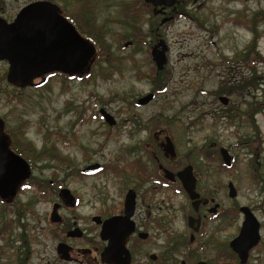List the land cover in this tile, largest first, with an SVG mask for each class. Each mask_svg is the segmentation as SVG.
<instances>
[{
	"label": "rangeland",
	"instance_id": "obj_1",
	"mask_svg": "<svg viewBox=\"0 0 264 264\" xmlns=\"http://www.w3.org/2000/svg\"><path fill=\"white\" fill-rule=\"evenodd\" d=\"M53 2L70 12L79 8V0ZM95 6L97 25L109 44H96V57L83 80L67 82L63 76L55 75L40 88H26L14 95L0 94V117L5 119L7 130L21 138V148L33 149L25 152L31 165L28 178L21 182L15 196L5 202V207L0 204V226L5 227V239L0 242L4 246L0 264H53L50 262L54 242L49 239L47 228L50 200L59 201L58 188L64 186L82 196L77 209L61 210V213L69 221L89 224L88 215L105 214L135 181V175L126 170L128 159L134 156L133 152L140 153L134 147L143 140L150 144L148 149L152 148L154 132H160V137L163 134L171 137L182 162L191 157L199 183L213 186L223 206L232 203L227 198L228 180L240 190L239 202L260 200V192L248 191L253 184L248 174L252 167L244 154L249 151L238 143L242 134H251V129L230 126L232 122L211 112V105L218 110L222 106L214 91L229 79L226 74L230 65L220 57L231 58L247 47L252 38L257 44L251 47L258 50L254 55L261 61L256 70L263 78L257 94L262 114L260 137L255 143L257 147L260 145L261 177L254 179L255 183L261 180L264 196V0H197L195 3L177 0L174 8L168 10L174 16L170 21L153 14L149 5L142 7V0H98ZM246 24L254 32L243 28ZM125 40L131 41L127 47L122 44ZM160 41L168 48L166 62L157 69L150 52L154 45L161 49ZM250 53L245 56L249 57ZM247 67L241 70L246 72V78L254 70ZM151 92L157 93L154 100L146 106H136V100ZM95 102L113 115L112 127L105 126L98 117L90 120L97 112ZM78 106L88 115L87 122L77 133L78 145L63 148L66 134L73 127L77 130L72 124V109ZM218 147L236 156L229 172L221 169ZM83 155L90 159L85 161ZM120 155L127 156L126 166L121 165ZM93 161L105 165L104 173L81 179L73 172L85 162ZM113 168L120 177L112 173ZM47 190L52 192L51 197ZM155 197H151L150 207L140 208V216L150 212L149 219H153L167 211L158 210L153 204ZM181 200V197L174 199ZM184 202L175 221V227L180 230ZM89 230L91 235L80 243L82 247L97 244L94 225Z\"/></svg>",
	"mask_w": 264,
	"mask_h": 264
},
{
	"label": "flooded vegetation",
	"instance_id": "obj_2",
	"mask_svg": "<svg viewBox=\"0 0 264 264\" xmlns=\"http://www.w3.org/2000/svg\"><path fill=\"white\" fill-rule=\"evenodd\" d=\"M97 1L79 0L78 10L70 12L54 3L53 0H0V94L5 95L6 92H12L11 94L14 95L26 88H40L55 75L63 76L67 82L83 80L85 75L88 74L85 73L87 69L76 74L57 71L49 72L33 78L29 85H16L8 80L9 63L6 58H3V55L12 53L10 44H18L16 41H11L12 36L9 35L10 26L15 23L18 15L25 7L37 2H48L56 5L59 14L71 23L89 44H93L95 49L96 44H109L102 37V32L97 25L95 9ZM176 1L172 5H167L166 2L153 4L142 0V7L145 8L149 5L152 7L153 14L163 16V21L166 19L170 21L174 16L168 10L170 9L171 11V8H174ZM193 2L195 3L197 0H193ZM172 10L174 12V9ZM165 14H168V16H165ZM238 25H241V23H238ZM243 28L254 32L250 25L249 27L243 25ZM210 31L212 30L210 29ZM126 43L131 44V41L125 40L122 42V44ZM247 44H249L247 47L231 58L220 57L224 62L228 61L226 64L230 65L227 69L230 72L226 74L229 79H227V82H222L223 84L221 83L220 87L214 91L217 101L222 106L218 110L214 105H211L213 107L211 112L214 114L219 113L229 123L232 122L230 126H237L239 129H245L246 127L251 129V134H242V140L238 143L240 148L249 151L244 154L249 166L252 167L248 174L252 176L253 184L248 187V191L255 192V194L260 192V200L252 203L239 202L238 198L242 197L240 190L233 181L228 180L226 183L227 198L233 204L223 206L222 202L218 200L217 190L213 186L199 183V175L194 170L195 165L191 162V157L187 161L182 162L178 158L176 144L171 137L168 134H163L160 137V132H154L152 148L148 149L150 144L143 140L145 142L141 141L139 144H135L137 148L134 147V150L140 149V153L133 152L134 156L129 159L126 155H120L121 165L126 166L125 160L126 158L128 159L126 170L130 172L129 174L135 175V181L131 186L125 188L122 192L121 200L118 203L111 204V208L105 214L96 212L90 216L88 215L89 224H84L83 226L77 223L75 219L69 221L65 217L66 214L61 213V210L77 209L82 202V196L69 192L67 194L68 197H66L61 191L62 189L69 190V188L64 186L58 188L57 199L59 201L51 202L50 200L51 210L48 218L47 231L50 236L49 239L54 242L50 263L264 264V196L261 195V180H258V184L255 183L256 177H261L260 145L257 147L255 143L256 139L260 137L259 123L262 114L261 100L257 94L260 93L258 91L263 78L256 70L257 65L261 62L254 55L258 54V50L251 47V44H257V42L252 38ZM248 52H251L249 57L245 56ZM252 54L253 57H251ZM245 67L249 71L254 68L248 78L245 77L246 72L243 73L241 71ZM151 94L153 95L152 98L144 104L139 105L138 100H136V106L143 107L154 100L157 93L151 92ZM211 103H214L213 100ZM94 106L97 112L92 114V117H89L91 118L90 120H97L98 117L105 126L112 127L115 124L113 115L106 108L98 106L96 102ZM72 114L74 117L72 124L76 126L77 130L73 127L71 132L66 134L67 138H63L64 142H62L63 148L78 145L79 137L77 133L87 122L86 118L88 115H85L80 106L72 109ZM0 121V135L5 140L7 148L13 154L24 159L30 167L31 165L25 152H31L33 149L28 148V146L21 148L19 146L22 143L20 141L21 138L13 136L7 130L3 117H0ZM69 135L70 138L68 137ZM72 138L76 139V141L72 140ZM166 138H169L172 143L173 154L166 149ZM225 151L226 153L228 152V163L223 160L221 150L218 147L222 161L221 169L229 172L236 160V156L233 153H229L226 149ZM85 153L86 151L84 150ZM83 157L85 161L90 159L86 155H83ZM150 160H152V163ZM188 165L192 167V173L195 177L194 191L197 197L193 200L190 199L178 176V173ZM104 166L97 161L85 162L82 167L73 172H77L81 179H92L104 173ZM111 171L115 173V176L120 177L117 174V170L113 168ZM149 183L151 186H148ZM21 185L20 183L17 190L20 189ZM164 193H166V196H161ZM46 194L51 197L52 192L47 190ZM154 196L156 197L153 204L158 210L167 209V211L163 212L162 215L158 213V216H153V219H149L151 217L150 212H147L145 217L140 216V208L143 205L147 208L150 207L149 201ZM176 197H181L182 200L175 202L174 199ZM9 199L0 198L2 207H5V202L9 201ZM183 200L185 201L183 204V229L180 230L175 227V221L181 214ZM107 221H110V224ZM91 225L95 227L97 244L91 247H82L80 243L91 235L89 230ZM0 230H2L0 233L1 242L5 239V227L0 226ZM93 235L95 236L94 233ZM1 247L3 249L4 246L0 245V251Z\"/></svg>",
	"mask_w": 264,
	"mask_h": 264
},
{
	"label": "water",
	"instance_id": "obj_3",
	"mask_svg": "<svg viewBox=\"0 0 264 264\" xmlns=\"http://www.w3.org/2000/svg\"><path fill=\"white\" fill-rule=\"evenodd\" d=\"M153 4L166 2L172 5L175 0H145ZM12 53H6L9 63L8 80L16 85L31 84L33 78L49 72H62L76 74L89 69L95 55V47L89 44L69 23L63 18L58 7L48 2H37L25 7L18 15L15 23L10 26ZM6 38V37H5ZM128 43L124 44L127 47ZM151 51L152 61L157 69H161L166 62L167 46L159 42ZM147 94L138 100L144 104L152 98ZM1 126V121H0ZM166 149L174 153L169 138H166ZM223 160L228 163L229 157L225 150H221ZM30 174L27 162L13 154L6 146L0 135V198L9 199L15 196L20 183ZM182 185L191 200L197 197L194 191L195 177L192 167L186 166L178 173ZM232 192V190H231ZM61 193L68 197L69 191L62 189ZM113 222V221H111ZM110 224V221H107Z\"/></svg>",
	"mask_w": 264,
	"mask_h": 264
},
{
	"label": "trees",
	"instance_id": "obj_4",
	"mask_svg": "<svg viewBox=\"0 0 264 264\" xmlns=\"http://www.w3.org/2000/svg\"><path fill=\"white\" fill-rule=\"evenodd\" d=\"M245 26H246V27H249V25H248V24H246ZM98 47H99V46H98ZM99 48H100V47H99Z\"/></svg>",
	"mask_w": 264,
	"mask_h": 264
}]
</instances>
